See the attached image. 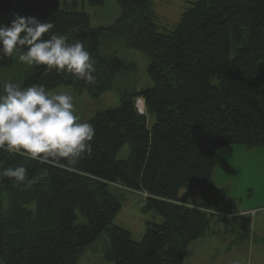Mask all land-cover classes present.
Returning a JSON list of instances; mask_svg holds the SVG:
<instances>
[{"label": "trees", "instance_id": "1", "mask_svg": "<svg viewBox=\"0 0 264 264\" xmlns=\"http://www.w3.org/2000/svg\"><path fill=\"white\" fill-rule=\"evenodd\" d=\"M16 1L0 0V23L15 13L52 22L44 38L57 33L82 42L97 76L88 84L33 65L22 87L71 86L98 99L127 67L118 56L124 49L149 55L152 86L81 120L95 135L91 153L75 166L0 149V171L22 165L31 181L26 187L0 176V264H79L105 230V258L115 264H184L189 244L206 235L211 203L227 194L214 182L218 150L264 147V0H193L171 32L158 29L150 0H115L121 15L108 27L92 26L87 12L64 9L61 0H20L24 8ZM88 2L99 8L107 0ZM12 62L0 58V68ZM126 146L128 157L119 159ZM186 188L198 190L202 202L183 200ZM119 189L144 193L143 209L163 217L148 223L140 241L113 224ZM227 212L235 214L222 213L228 222L257 213L232 205Z\"/></svg>", "mask_w": 264, "mask_h": 264}, {"label": "rangeland", "instance_id": "2", "mask_svg": "<svg viewBox=\"0 0 264 264\" xmlns=\"http://www.w3.org/2000/svg\"><path fill=\"white\" fill-rule=\"evenodd\" d=\"M150 1L158 29L161 32H171L193 0ZM16 4L24 8V3L20 0ZM61 7L87 12L94 27H108L121 15V8L115 0H107L99 8L90 6L88 0H61ZM118 56L127 67L115 76L111 88L98 99L91 97L86 89L80 92L71 86H59L50 91L71 94L76 114L81 120L87 121L98 111L116 108L124 94L152 86L148 74L150 57L147 53L139 49H124L118 52ZM12 61L11 65L0 68V91L6 80L22 86L33 67L21 63L15 54ZM136 105L141 113L146 112L141 98L137 99ZM128 155L129 148L126 146L119 154V159H126ZM217 162L215 186L218 189L227 187V194L220 203H211L207 210L209 228L206 235L189 244L186 261L192 259L194 264H264V220H261L264 217V147L233 145L222 148L217 152ZM117 193L122 194V207L113 224L129 229L135 240H142L148 223L163 221L157 211L143 209L146 200L144 193L124 189H119ZM180 197L187 202L196 203L192 206L202 202L200 192L192 188L183 189ZM230 205L238 210H256L257 213L242 216L238 219L239 222L237 219L228 222L222 213L227 212ZM109 244V230H105L86 249L79 264H115L105 258Z\"/></svg>", "mask_w": 264, "mask_h": 264}, {"label": "clouds", "instance_id": "3", "mask_svg": "<svg viewBox=\"0 0 264 264\" xmlns=\"http://www.w3.org/2000/svg\"><path fill=\"white\" fill-rule=\"evenodd\" d=\"M52 22L33 16L12 15L0 23V58L12 57L28 66H46L67 72L88 84L97 76L95 61L80 41L69 42L65 34L52 33ZM95 129L76 114L74 98L65 91H50L43 84L22 87L6 80L0 91V149L47 162L61 159L69 166L92 151ZM0 176L17 185L30 186L24 166L7 167Z\"/></svg>", "mask_w": 264, "mask_h": 264}, {"label": "built area", "instance_id": "4", "mask_svg": "<svg viewBox=\"0 0 264 264\" xmlns=\"http://www.w3.org/2000/svg\"><path fill=\"white\" fill-rule=\"evenodd\" d=\"M223 215H224L226 218H229V219H232V218L235 216L234 213H230V212H226V213H224Z\"/></svg>", "mask_w": 264, "mask_h": 264}, {"label": "crops", "instance_id": "5", "mask_svg": "<svg viewBox=\"0 0 264 264\" xmlns=\"http://www.w3.org/2000/svg\"><path fill=\"white\" fill-rule=\"evenodd\" d=\"M191 204L194 205V204H196V203L192 202ZM261 220H262V221L264 220V217H263V216L261 217ZM188 251H189V250H188ZM186 258H187V257H186ZM187 262H188V263H187ZM184 264H194V263H193V260L191 259V261H188V260L186 261V260H185Z\"/></svg>", "mask_w": 264, "mask_h": 264}]
</instances>
